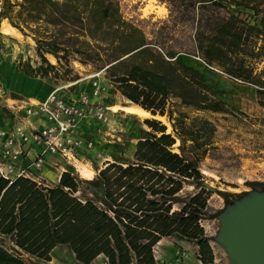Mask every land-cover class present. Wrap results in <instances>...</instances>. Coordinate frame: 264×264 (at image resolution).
Here are the masks:
<instances>
[{
  "label": "trees",
  "instance_id": "16d2710c",
  "mask_svg": "<svg viewBox=\"0 0 264 264\" xmlns=\"http://www.w3.org/2000/svg\"><path fill=\"white\" fill-rule=\"evenodd\" d=\"M157 1L167 15L146 30L123 16L118 0H0L1 23L33 41L36 60H15L20 75L49 85L74 81L77 62L101 70L114 90L151 114L132 151L105 160L88 178L66 167L53 183L0 176V264H25L24 255L48 262L56 245L78 264L98 255L106 264H154V244L173 235L193 241L197 258L212 263L200 223L207 198L216 191L228 202L244 191L202 180L200 162L216 149L210 115L260 124L264 115L251 118L225 101L203 70L215 66L252 85L264 106V0Z\"/></svg>",
  "mask_w": 264,
  "mask_h": 264
},
{
  "label": "rangeland",
  "instance_id": "374dc122",
  "mask_svg": "<svg viewBox=\"0 0 264 264\" xmlns=\"http://www.w3.org/2000/svg\"><path fill=\"white\" fill-rule=\"evenodd\" d=\"M118 1L123 16L140 20L146 30L155 25V20L162 19L167 15L165 6L157 0ZM2 27H8V31L5 32ZM0 33V117L5 120L10 118L13 123L22 120L20 113L14 111L15 114L12 115V110L6 108L4 104L6 96L41 98L51 89H55V94L60 97L74 99L80 93L89 92L90 81L93 78H99L103 84V89L97 99L105 108V120L82 119L74 126L72 134L80 138L83 145L81 148H74L73 157L66 159L58 153L46 154L45 160L38 168H29L32 172L31 176L47 183H53L59 172L65 167L72 169L81 178L85 177L86 170H90V176H92L94 170L101 166L105 160L112 159L115 154L132 151L136 138L143 136L147 129L142 122V118L147 116L127 113L120 109L111 110L113 105H129L131 102L113 89L101 70L95 76L92 74L96 71H89L86 67L73 62V68L79 75L74 81L49 85L39 77H27L24 79L23 89H15L10 85L20 87L21 83L17 81L18 77L13 72L10 75L11 69L17 71L14 68V63L19 57L21 59L29 58L32 63L36 60L33 41L6 21L2 23L0 21ZM47 57L50 61H54L50 55ZM181 58L192 64L204 65L195 56L182 55ZM262 66H264V61L258 63V67ZM203 71L210 84L223 90L221 97L225 101L235 105L251 118L264 115V106L259 104L260 98L252 85L230 79L209 66H204ZM154 117L166 123V131H169V125L163 116L156 115ZM210 117L216 125L214 141L216 149L210 150V156H205L200 162L202 180L212 189H224L234 193L244 192L239 196L229 198L230 202H226L216 191H212L207 198L206 214L200 223L203 227L204 237L208 240L212 250L211 264H231L224 245L217 239L220 215L225 213L229 207L242 202L246 197L264 191V186L260 184L251 186L247 183L248 181L264 182V124L242 116L238 118L219 113L212 114ZM88 141H90L89 146L86 145ZM175 144L176 142L172 145L173 149H176ZM35 148L34 146L30 149L32 151ZM29 155L31 156V154ZM29 155H22V161L28 162ZM185 189L191 190L192 186H186ZM153 255L154 264H205L197 258L196 245L193 241L174 235L161 237L153 246ZM23 260L25 264H78L64 245H56L53 248L48 262L29 258L26 255L23 256ZM89 264L106 263L103 257L98 255Z\"/></svg>",
  "mask_w": 264,
  "mask_h": 264
},
{
  "label": "built area",
  "instance_id": "2783aa9c",
  "mask_svg": "<svg viewBox=\"0 0 264 264\" xmlns=\"http://www.w3.org/2000/svg\"><path fill=\"white\" fill-rule=\"evenodd\" d=\"M195 57L198 58L196 55ZM209 67L220 72L215 66ZM98 72L92 75L97 76ZM102 89L103 84L99 78H93L89 92L80 93L74 99L60 97L55 94V89H51L41 98L4 97L7 108L37 120L38 123L16 122L3 126L0 122V176H31L29 168H38L46 154L58 153L66 159L72 158L74 148L78 149L83 145L80 138L72 134L74 126L85 118H106L105 108L97 99ZM86 145L89 146L90 141ZM34 146L35 150L31 151L30 148ZM22 155H29V161H22Z\"/></svg>",
  "mask_w": 264,
  "mask_h": 264
},
{
  "label": "water",
  "instance_id": "95a60500",
  "mask_svg": "<svg viewBox=\"0 0 264 264\" xmlns=\"http://www.w3.org/2000/svg\"><path fill=\"white\" fill-rule=\"evenodd\" d=\"M217 239L231 264H264V191L246 197L220 215Z\"/></svg>",
  "mask_w": 264,
  "mask_h": 264
},
{
  "label": "bare ground",
  "instance_id": "6f19581e",
  "mask_svg": "<svg viewBox=\"0 0 264 264\" xmlns=\"http://www.w3.org/2000/svg\"><path fill=\"white\" fill-rule=\"evenodd\" d=\"M2 29L6 32L8 31V27H2ZM5 74V73H4ZM1 75V74H0ZM8 75V74H6ZM5 75V76H6ZM111 110L115 111L117 109H120V110H124L126 111L127 113H133V114H137V115H141V116H148V115H151L148 111L144 110L143 108L137 106V105H134V104H129V105H120V106H117V105H113L111 106L110 108ZM153 116V115H152ZM156 116V115H155ZM90 170H86L84 176L85 177H89L90 176Z\"/></svg>",
  "mask_w": 264,
  "mask_h": 264
},
{
  "label": "crops",
  "instance_id": "0c3cea01",
  "mask_svg": "<svg viewBox=\"0 0 264 264\" xmlns=\"http://www.w3.org/2000/svg\"><path fill=\"white\" fill-rule=\"evenodd\" d=\"M11 69V68H10ZM12 70V72L17 76V77H19V79H21V86L19 87V86H15V85H10L11 87H13V88H19V89H23V84H25L24 82V79L25 78H23V76L22 75H20L17 71L15 72V71H13V69H11ZM7 108V107H6ZM9 109V108H8ZM11 110V109H10ZM11 114L12 115H14L15 113L13 112V111H11ZM20 117H21V119L22 120H19V121H16V122H21V123H25V124H36V123H38V121L37 120H33L32 118H29V117H24V116H21L20 115ZM0 122L3 124V126H8L9 124H13V120L12 119H8V118H6V120L3 118V117H0ZM15 122V123H16Z\"/></svg>",
  "mask_w": 264,
  "mask_h": 264
}]
</instances>
